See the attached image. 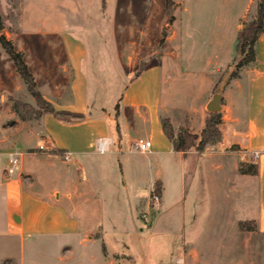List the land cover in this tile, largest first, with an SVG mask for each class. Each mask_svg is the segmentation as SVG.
Wrapping results in <instances>:
<instances>
[{"label": "crops", "instance_id": "crops-1", "mask_svg": "<svg viewBox=\"0 0 264 264\" xmlns=\"http://www.w3.org/2000/svg\"><path fill=\"white\" fill-rule=\"evenodd\" d=\"M147 1V8L120 14L117 8H106L108 0H20L17 7L0 0L3 33L23 55L43 98L58 112L86 116L73 123L50 114L21 120L14 101L35 109L37 105L0 45V264H151L149 249L142 247L145 240L136 232L106 229L104 194L117 190L119 158L143 155L148 162L133 172L138 180L153 173L154 185L161 183V207L167 172L163 160L176 164L196 152H176L160 119L170 120L176 137L182 131L200 136L216 94L221 96L222 140L195 158L197 166L211 163L215 156L232 158L236 166H258L257 176L240 178L255 184L256 212L249 220L256 221L264 236V35L256 44V60L230 79L237 36L248 12L256 14V0L245 1L230 35L218 28L202 36L193 23L187 30H174L180 20L174 12L190 13L207 0H172L174 11L172 7L169 15L166 0H153L156 9ZM121 15L134 20L158 18L151 31L149 24L120 22ZM168 16L172 22L167 23ZM104 18L111 22L106 31L116 45L112 56L117 62L112 60L111 72L116 79L128 80L118 93V110L115 106L108 113L90 104L88 70L91 60L90 72L103 74ZM88 41L94 42L93 55ZM172 44L178 48L176 53ZM176 56L180 62L173 60ZM195 58L208 60L210 69L193 68L190 60ZM102 79L98 76L99 97ZM139 139L152 142L150 152L136 150ZM12 155H17L19 164L8 175ZM66 155L69 162L64 160ZM211 167L215 171L225 166ZM134 199L136 209L150 208V200L145 202L136 194Z\"/></svg>", "mask_w": 264, "mask_h": 264}, {"label": "rangeland", "instance_id": "rangeland-1", "mask_svg": "<svg viewBox=\"0 0 264 264\" xmlns=\"http://www.w3.org/2000/svg\"><path fill=\"white\" fill-rule=\"evenodd\" d=\"M6 1L17 7L20 0ZM245 1L207 0L202 2L199 8H192L190 13L174 12L180 20L178 24L173 25V29L178 30L180 27L187 30L189 27L186 26L193 23L200 36L210 29L215 32L218 28L230 35L243 13ZM150 2L151 8L156 9L155 2ZM147 5V0H108L106 8H117L120 14H126V9L142 10L147 8ZM255 16L254 11H249L242 24L251 22ZM157 18V15L139 16L134 20V17L121 15L119 19L120 22L130 20L131 24L138 26L149 24L152 31ZM124 24L126 25V22ZM103 25V74L90 72L91 60L88 70L90 104L93 107L97 104L108 113L117 106L120 99L118 93L120 94L128 80L116 79L115 74L111 72L112 60L117 62L116 56H112L116 45L110 31H106V25H111L110 20L104 18ZM165 30L169 31L170 28H164ZM126 43L127 39L124 37L121 44L123 48L127 46ZM88 46L93 55L94 42L88 41ZM171 48L173 53L178 50L176 44H172ZM176 57L173 60L180 62L181 59ZM190 61L193 62V68L199 66L202 70L210 69L208 60L195 58ZM182 62L185 65L187 60ZM228 74L224 73L222 78L225 80ZM98 76H103L100 97L97 95ZM189 151L196 153L186 161L175 164L171 159L163 160L167 164V172L162 181L161 207V196L152 192L155 189L153 173H146L144 178L138 180L133 172V169L147 163V159L137 154L130 158L126 155L119 158L117 190L113 189L112 193L104 194L106 229L114 226L119 233L136 232L138 237L145 240L142 247L149 249L151 264H264V236L259 234L256 221L249 220L256 212L252 203L256 195L255 184L249 179L245 181L240 178L241 174L239 169L237 170L240 165L236 166L234 159L215 156L211 163L205 161L197 166L195 158L201 156L202 152L196 147ZM213 164L225 167L214 171L211 167ZM196 170L199 172L197 175ZM135 194L145 202L150 200V208L147 209L146 206L147 208L136 209L133 206ZM155 196L159 198L158 203L154 199ZM209 200L211 206L208 205ZM112 201L116 202L114 207L110 205ZM130 248L138 249L137 246Z\"/></svg>", "mask_w": 264, "mask_h": 264}, {"label": "trees", "instance_id": "trees-1", "mask_svg": "<svg viewBox=\"0 0 264 264\" xmlns=\"http://www.w3.org/2000/svg\"><path fill=\"white\" fill-rule=\"evenodd\" d=\"M173 7L172 0H166V9L168 15ZM172 22V17L169 18ZM3 19L0 16V45L11 58L20 77L27 87L28 93L36 102L37 109L21 102L14 101V111L21 120L40 119L45 114H50L56 119L67 123L83 121L86 116L70 112H58L47 102L37 88L34 76L30 72L23 55L17 52L13 44L3 33ZM264 35V0H257L256 16L249 23H244L237 36L236 57L234 59V72L230 79L237 78L242 68L248 66L256 60V44L259 38ZM165 37V32L163 34ZM163 41V40H162ZM138 72L135 77H138ZM118 110V106L116 107ZM162 130L166 138L172 143L176 152L187 153L191 148L196 147L199 152H203L208 146L216 145L222 140L221 124L222 117L220 113H210L206 120L205 128L200 136L192 135L187 131H182L176 137L172 124L168 118L160 119ZM196 142L197 145H196ZM239 173L247 176H257L258 166L256 164H240ZM153 193L161 196V183L155 184ZM242 228L245 230L244 224Z\"/></svg>", "mask_w": 264, "mask_h": 264}, {"label": "built area", "instance_id": "built-area-1", "mask_svg": "<svg viewBox=\"0 0 264 264\" xmlns=\"http://www.w3.org/2000/svg\"><path fill=\"white\" fill-rule=\"evenodd\" d=\"M136 150L141 153H148L152 149V142L150 140L139 139L135 143ZM98 149H102V143H98ZM256 158L258 155L256 154ZM64 160L66 162L70 161V157L68 155L64 156ZM19 164V159L17 155H12L9 158V168L6 170L8 175H12L14 173L15 167ZM155 201L158 203L159 198L157 196L154 197Z\"/></svg>", "mask_w": 264, "mask_h": 264}, {"label": "water", "instance_id": "water-1", "mask_svg": "<svg viewBox=\"0 0 264 264\" xmlns=\"http://www.w3.org/2000/svg\"><path fill=\"white\" fill-rule=\"evenodd\" d=\"M220 104H221V96L219 94H216L208 106L209 112L219 113L221 110Z\"/></svg>", "mask_w": 264, "mask_h": 264}]
</instances>
